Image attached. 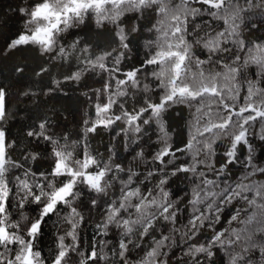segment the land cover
Segmentation results:
<instances>
[{
  "label": "trees",
  "instance_id": "16d2710c",
  "mask_svg": "<svg viewBox=\"0 0 264 264\" xmlns=\"http://www.w3.org/2000/svg\"><path fill=\"white\" fill-rule=\"evenodd\" d=\"M67 2L61 0L57 9ZM89 2L92 7L87 12L65 23L63 17L59 22L55 18L33 20L32 6L40 0H0V88L5 92L0 130L7 133L9 141L6 150L3 145L0 157V199L7 194L10 202L5 216L0 217L3 227L15 234L16 225H19V233L26 236V226L39 217L40 208L51 194L71 183L73 174H83L75 178L70 204L58 205L56 212L45 218L43 231L34 241L33 250L41 251L45 264H51L58 252L60 236H65V245L72 244L71 237L66 236L70 230L67 218L71 207L79 213L74 217L80 221L76 230L77 253L83 252L86 257L95 246L98 254L107 253L109 260L90 261L89 264H121L113 252L118 250L123 229L109 225L107 235H102L97 225L107 221L110 203L113 210L118 206L132 173L137 175L132 176L131 187H139L142 193L151 189L155 194L156 184L166 178L165 190L179 209L175 227L186 230L184 226L192 215L188 201L197 179L191 172L175 176L171 173L177 166L190 165L192 155L188 151L177 153L178 159L172 164L167 163L170 156L164 158L163 164L153 157L165 144H171L175 151L186 146L193 135L202 141L211 134L205 133L203 137L196 134L195 107L183 104L172 105L161 114L160 119L169 133L166 139H159L157 118L150 117V113L141 117V121L150 118V125L140 123L141 131H136L137 123H130V118L147 103H158L163 94L159 81L153 77V73L160 70L159 66L146 65V60L159 53H184L188 49L185 82L191 85L192 74L200 71L206 76L219 73L218 83L233 88L234 95L236 89L239 90L235 102L226 100L234 103L235 111L245 105L248 81L264 90V61L257 65L251 59L254 56L264 58V0H225V6L214 14L210 9L203 10L197 0ZM21 8L28 14H21ZM56 23H59L58 30L52 28ZM48 29H51L52 43L45 51L36 38L46 39ZM21 36L24 39L14 43ZM209 41L213 43L212 49L204 47ZM257 43H260L258 47ZM237 56L241 57L239 61L235 59ZM196 58L209 62L198 66ZM165 63L171 69L175 58ZM233 68L235 72L231 71ZM137 69L140 71L136 72L135 79H130L127 74ZM226 74L231 76L227 82L223 80ZM260 98L258 94L253 101L259 102ZM216 107L213 105L214 110ZM250 114L254 115L244 113L245 116ZM105 120L106 125L100 124ZM250 132L247 139L253 148V162L264 166V141L258 135L259 118L252 122ZM229 146L227 137L213 144L215 155L209 162L216 170L227 159L223 154ZM138 152L143 155L138 156ZM247 154V147L242 143L238 145V162L228 165L221 177V187L224 179L235 184L250 170L240 163H246ZM201 159H204L203 152L197 156V160ZM54 168L58 175L53 174ZM101 170L104 172L100 181L103 191L96 192L84 182V177L86 173ZM149 171L154 173L151 178L147 177ZM199 171H205L208 179H216V173L208 171L205 165L198 164ZM250 179L264 182V175L257 174ZM33 194L41 195L39 204L33 203ZM248 195L252 197L251 193ZM21 200L22 208L19 207ZM242 206L245 205L239 200L225 206L215 231L242 227L238 221L231 226L227 223L235 209ZM201 208L203 210V206ZM252 210L249 209V213ZM122 215L126 216L123 212ZM245 216L242 213L240 219ZM132 227L133 231L126 236L131 242L128 255L131 261L139 259L144 250L152 246L153 237L159 239L161 234H171L175 240L170 249H165L169 252V264H183L189 259L182 256L188 245L181 242L180 232L172 231V222L158 219L142 240L139 239L140 227ZM212 232L206 221L196 240L207 244ZM257 240H264V234H258ZM101 241H104L103 246ZM192 242L195 241L189 243ZM137 243L141 248H136ZM213 251L216 264H228L219 247H214ZM77 253H70V264H80L82 257ZM249 258L253 264H264L258 248L250 252Z\"/></svg>",
  "mask_w": 264,
  "mask_h": 264
},
{
  "label": "snow or ice",
  "instance_id": "6c2138e0",
  "mask_svg": "<svg viewBox=\"0 0 264 264\" xmlns=\"http://www.w3.org/2000/svg\"><path fill=\"white\" fill-rule=\"evenodd\" d=\"M203 10H212L213 14L220 8L225 6V0H197ZM61 0H40V3L34 4L33 11L30 13L33 20L36 19H51L55 18L58 22L61 17L64 22L70 20L73 16L80 17L82 13L88 11L92 7L89 0H68L64 3L62 8L57 9V4ZM21 14L27 15V10L21 8ZM52 28L58 30L59 23L53 24ZM49 35L46 39L36 38L37 43L44 45V50L47 51L51 46V29H48ZM179 31V29H177ZM222 34V33H221ZM22 36L14 43L18 44ZM244 43L243 41L241 42ZM260 43H257V47ZM127 46V45H125ZM179 47V45H177ZM205 48L212 49L213 43L209 41L204 44ZM244 50L247 51V45H244ZM175 58V64L171 69L166 66L165 61L170 58ZM237 61L241 59L240 56L235 57ZM252 62L260 65L264 58L252 57ZM188 60V49L184 53L169 52L167 54L159 53L155 57L146 60V65H158L159 71L153 73V77L159 81V87L163 89V94L160 96L158 103L149 102L146 106L138 110L136 116L130 118V123L135 121L137 123L136 131L140 132V123L147 126L150 125L152 120L150 118L143 119L145 113H150V117H156V125L160 133L159 139H166L169 133L165 129L164 122L161 121V114L167 108L176 104L188 105L195 107L193 113L196 127V134L203 137L205 133H210V137H205L204 140H197L196 135H193L186 146L172 150L171 144H165L155 153L153 160L161 164L164 163L165 157H171L167 161L172 164L174 159H178L177 153L190 152L192 155V163L190 165H180L172 171L171 175L175 176L177 173L191 172L197 179V182L191 189L192 198L188 201L191 205V218L188 220L187 225L181 228L175 227L178 208L175 207L174 202L169 199V192L165 190L166 178H161L156 184L155 188L158 191L148 190L147 193H142L139 187H131L133 184L132 173L129 176L126 191H122V199L118 202V206L113 210L111 203L107 208L108 219L106 222L97 225L102 235H107L109 225H115L117 228L123 229V235L118 243V250L113 252L114 257H118L121 264H169V252L165 249H170L175 240L169 235L161 234L159 239L153 237L152 246L150 249L144 250V254L139 259L131 261L128 258L130 249V241L126 239L128 233L133 231L132 225L140 227L139 239H143L149 234L150 229H153L154 223L162 218L164 221H170L173 224L172 231L181 233V242L187 244L186 251L182 253L183 257H188L187 261L183 264H216L214 257L216 253L213 251L214 247H219L220 250L227 257L228 264H253L249 258V254L253 249H259L262 259H264V240H257L258 234H264V182H259L255 179L257 174L264 175V166H258L253 162V148L247 139L251 135L250 128L252 122L260 119V132L258 133L259 139L264 141V90L257 87L253 81H248V94L245 97V105L239 108V111L234 110V103L229 104L226 100L236 101L239 90L236 89L235 95L233 88H228L226 83H218L219 73L216 76H206L203 71L198 74H192V84L189 85L185 82V62ZM209 60H201L196 58L198 66L208 63ZM137 69L134 72L128 73L130 79H135ZM235 72L236 69H231ZM231 79L230 74L223 77L225 82ZM227 89V91H225ZM260 95L259 102H254L253 97ZM5 92L0 88V121L3 119L5 105H4ZM197 102V103H193ZM213 105H217L214 110ZM222 109V110H221ZM245 112L254 113V115L245 116ZM227 113V114H225ZM233 116L236 119H233ZM119 117H117V120ZM247 125L248 127H245ZM43 127V125H41ZM94 131L95 129H91ZM215 130V131H214ZM31 135V133H29ZM222 137L230 139V146L224 152L227 159L221 164L218 170L210 163V158L215 155L213 144L220 140ZM0 141H2L6 150L8 139L7 133L0 130ZM195 141V143H193ZM210 141V142H209ZM244 144L247 147L248 154L244 157V161L240 163L243 167L250 169L243 175L235 184L230 183L227 179L222 181L221 177L225 175V171L229 164L237 163L238 145ZM199 145V147H198ZM204 153V159L197 160L200 153ZM59 155V153H57ZM137 155H143L138 152ZM95 163V161H92ZM205 165L210 172L216 173V179H208L205 171L197 172V165ZM120 166L118 165L117 168ZM53 174L58 175L56 169H53ZM77 175L73 174L71 183L61 186L56 192L52 193L39 210V217L30 221L26 226V236L19 233V225H16V233H10L8 227H3V219H0V264H45V259H41V251H34V241L42 233V224L46 222L45 218L50 214L56 212L57 206L60 204L69 205L70 198L73 197V186ZM92 174H87L84 177V182L96 192H102L100 181L103 180L104 172L101 170L97 176L96 182H90L89 177ZM154 175L153 171L147 173V177L151 178ZM245 181H248L245 183ZM249 193L252 197L249 198ZM33 203L39 204L41 201L40 194H33ZM136 201L135 203L133 201ZM239 200L245 206L235 209L233 215L230 216L227 223L229 226L234 221H238L241 225L240 228L229 227L221 231H215V225L221 219V212L224 207L231 205L233 201ZM258 200L260 202H258ZM125 201L127 203H125ZM95 201L93 205L95 206ZM10 202L7 194L3 199H0V217L5 216V210L9 208ZM23 200L20 201L19 207H23ZM203 206V210L201 208ZM249 209H253L249 213ZM171 210V211H170ZM122 212L126 214L122 215ZM246 214L245 218L240 219L241 214ZM79 213L75 207H71V212L68 216V223L70 230L66 232L67 237H71L72 244L65 245V236L59 237L58 252L52 258L51 264H70V253H77V228L79 222L74 219ZM82 219V217H80ZM208 222V227L213 230L211 239L207 244L199 243L196 240L198 233L203 228L205 222ZM190 241H195L189 243ZM103 246L104 241L100 242ZM73 244L75 248H73ZM26 245V247H25ZM13 246H16L15 249ZM136 248H141V244L137 243ZM7 252V257L5 256ZM96 247L93 246L91 251L87 253H77L82 259L80 264H89L90 261L96 260L106 261L109 260L107 253L98 254Z\"/></svg>",
  "mask_w": 264,
  "mask_h": 264
},
{
  "label": "rangeland",
  "instance_id": "374dc122",
  "mask_svg": "<svg viewBox=\"0 0 264 264\" xmlns=\"http://www.w3.org/2000/svg\"><path fill=\"white\" fill-rule=\"evenodd\" d=\"M2 150H3V143H2V141H0V157L1 158H2V154H1ZM87 174H92L89 177L90 182H92V183L96 182V180L98 179V176H97L98 173H86L85 175H87Z\"/></svg>",
  "mask_w": 264,
  "mask_h": 264
},
{
  "label": "water",
  "instance_id": "95a60500",
  "mask_svg": "<svg viewBox=\"0 0 264 264\" xmlns=\"http://www.w3.org/2000/svg\"><path fill=\"white\" fill-rule=\"evenodd\" d=\"M99 3H102V1H100ZM144 64H145V63H144ZM100 124H104V125H106V124H107V121L105 120V121H103V122H100ZM57 190H58V189H57ZM57 190H56V191H57ZM56 191H55V192H56Z\"/></svg>",
  "mask_w": 264,
  "mask_h": 264
}]
</instances>
